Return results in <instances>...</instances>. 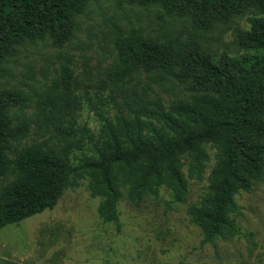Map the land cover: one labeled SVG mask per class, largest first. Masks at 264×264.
<instances>
[{"label": "trees", "instance_id": "obj_1", "mask_svg": "<svg viewBox=\"0 0 264 264\" xmlns=\"http://www.w3.org/2000/svg\"><path fill=\"white\" fill-rule=\"evenodd\" d=\"M101 1L0 0V229L52 210L81 181L101 200L102 222L118 229L123 199L138 207L165 188L171 203H184L188 180H201L211 160L209 148L207 193L189 207L190 221L203 244L238 237L236 196L264 176V54L214 57L194 33L183 37L172 23L183 20L193 31L208 32L251 13L250 29L234 30L235 43L243 51H264V0H114L120 7L153 9L161 20L154 37L117 26L116 56L102 73L110 91L144 77V97L133 92L129 101L123 91L125 111L107 117L100 110L93 132L79 124L80 102L72 96L77 79L65 61L56 96H39L29 119V92L7 87L18 58L38 43L62 49L75 38L89 4ZM151 86L181 87L189 95L165 105L158 96L145 98Z\"/></svg>", "mask_w": 264, "mask_h": 264}, {"label": "rangeland", "instance_id": "obj_2", "mask_svg": "<svg viewBox=\"0 0 264 264\" xmlns=\"http://www.w3.org/2000/svg\"><path fill=\"white\" fill-rule=\"evenodd\" d=\"M157 15L153 9L120 7L114 0L90 3L78 21L75 38L62 49L48 43L27 48L18 58L14 79H8L7 87L20 85L29 92L33 104L27 116L34 119L35 102L39 96H56L59 66L71 61L77 79L72 96L81 107L76 113L80 115L79 124H86L97 133L96 114L100 110L107 117L124 112L123 91L132 101L133 92L144 97L143 88H146L144 77L126 84L124 90L110 91L103 84L102 73L116 56L113 30L117 26L122 30L142 28L154 37L161 24ZM251 16L248 13L226 25L217 24L208 32L193 31L183 20L172 25L183 37L194 33L201 48L214 57L226 53L242 58L264 54L263 50H240L235 43L234 30H249ZM188 95L181 87L162 91L151 86L145 98L153 100L158 96L169 105L176 98ZM36 139L30 135V141ZM207 149L211 160L201 180H188L184 203H171L165 188L158 197H144L138 207L123 199L118 204L120 227L117 229L114 224L102 222L98 214L101 200L91 197L87 182L81 181L76 189L66 190L52 210L0 229V264H264V176L250 192L236 196L241 212L236 218L241 232L238 237L203 244L200 229L190 221L189 207L198 204L207 193L214 153Z\"/></svg>", "mask_w": 264, "mask_h": 264}]
</instances>
